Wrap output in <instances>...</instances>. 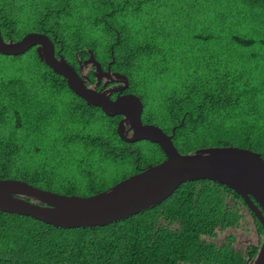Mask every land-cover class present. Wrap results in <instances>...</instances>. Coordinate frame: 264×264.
I'll return each mask as SVG.
<instances>
[{
    "label": "trees",
    "instance_id": "trees-1",
    "mask_svg": "<svg viewBox=\"0 0 264 264\" xmlns=\"http://www.w3.org/2000/svg\"><path fill=\"white\" fill-rule=\"evenodd\" d=\"M0 32L47 35L78 74L89 51L111 63L143 123L181 154L235 146L264 159V0H0ZM120 119L87 106L35 48L0 54V179L90 196L164 160L156 144L123 142ZM243 210L262 235L237 194L206 180L104 227L0 213V264H249L259 247L237 238Z\"/></svg>",
    "mask_w": 264,
    "mask_h": 264
},
{
    "label": "water",
    "instance_id": "water-1",
    "mask_svg": "<svg viewBox=\"0 0 264 264\" xmlns=\"http://www.w3.org/2000/svg\"><path fill=\"white\" fill-rule=\"evenodd\" d=\"M32 48L87 106L99 108L108 117H122L116 131L123 142L156 144L165 158L90 196L64 195L25 181L0 179V213L28 217L66 230L104 227L158 206L183 183L206 180L232 190L254 215L262 229V240L255 259L249 264H264V159L260 154L235 146L207 147L192 154H181L173 144L172 134L142 122L143 104L138 96L127 93L118 94L114 99L110 97L112 92L122 93L128 88L124 75L113 74L120 84L116 89L88 87L86 79L63 57L55 56L54 44L47 35L30 32L20 40L5 41L0 32L1 55L21 56ZM83 65L93 66L96 86L103 77L112 80L109 69L102 74L101 65L90 51Z\"/></svg>",
    "mask_w": 264,
    "mask_h": 264
},
{
    "label": "rangeland",
    "instance_id": "rangeland-1",
    "mask_svg": "<svg viewBox=\"0 0 264 264\" xmlns=\"http://www.w3.org/2000/svg\"><path fill=\"white\" fill-rule=\"evenodd\" d=\"M84 72H86V70ZM242 213L243 218L239 229H237L236 232L237 238L242 242L243 246L245 245V243H247L249 244V246L259 247L262 240V235L259 232L255 220L247 211L243 210Z\"/></svg>",
    "mask_w": 264,
    "mask_h": 264
},
{
    "label": "flooded vegetation",
    "instance_id": "flooded-vegetation-1",
    "mask_svg": "<svg viewBox=\"0 0 264 264\" xmlns=\"http://www.w3.org/2000/svg\"><path fill=\"white\" fill-rule=\"evenodd\" d=\"M102 68V67H101ZM92 69V67L90 66V65H88V66H84L83 64H80V67H79V75L80 76H82V77H84L86 80H85V82H86V85L88 86V87H91V88H96L97 90H99L100 88H102V90H108V89H116V88H118V87H120V84L119 83H117L116 82V79H114V77H113V74H116L115 72H113L112 70H111V63H109L106 67H105V69H102V74L104 75L107 71H108V69H109V71H110V76H111V78H112V80H108V78H106V77H103L102 79H101V81H100V83H99V85L98 86H96V83H97V80H96V77H95V70L93 69L92 70V74H93V77H95V82H94V84H92V85H88L87 83H89V81L91 80L88 76H87V73L90 71ZM86 70V72H84ZM118 74V73H117ZM104 84H106V86H104L103 87V85ZM126 91V90H125ZM125 91L124 92H122V93H118V92H112V94L110 95V97L112 98V99H114L118 94H120V95H122V94H127V93H125ZM122 118V117H121ZM121 120V119H120ZM143 122V121H142ZM126 129H127V126H126Z\"/></svg>",
    "mask_w": 264,
    "mask_h": 264
}]
</instances>
